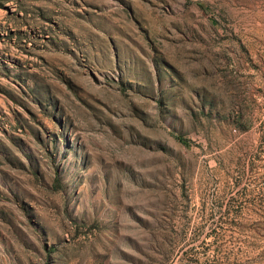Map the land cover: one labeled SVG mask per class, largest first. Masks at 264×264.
Returning <instances> with one entry per match:
<instances>
[{"label":"rangeland","instance_id":"374dc122","mask_svg":"<svg viewBox=\"0 0 264 264\" xmlns=\"http://www.w3.org/2000/svg\"><path fill=\"white\" fill-rule=\"evenodd\" d=\"M0 264H264V0H0Z\"/></svg>","mask_w":264,"mask_h":264}]
</instances>
